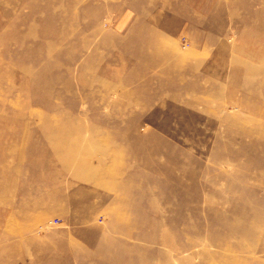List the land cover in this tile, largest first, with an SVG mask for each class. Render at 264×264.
Listing matches in <instances>:
<instances>
[{
  "label": "rangeland",
  "instance_id": "1",
  "mask_svg": "<svg viewBox=\"0 0 264 264\" xmlns=\"http://www.w3.org/2000/svg\"><path fill=\"white\" fill-rule=\"evenodd\" d=\"M0 264H264V0H0Z\"/></svg>",
  "mask_w": 264,
  "mask_h": 264
}]
</instances>
